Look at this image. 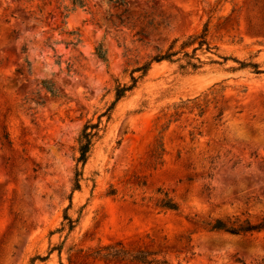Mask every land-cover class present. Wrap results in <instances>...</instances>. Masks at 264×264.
I'll use <instances>...</instances> for the list:
<instances>
[{"label":"rangeland","instance_id":"obj_1","mask_svg":"<svg viewBox=\"0 0 264 264\" xmlns=\"http://www.w3.org/2000/svg\"><path fill=\"white\" fill-rule=\"evenodd\" d=\"M125 1L0 0V264H142L96 256L107 246L167 264H264V231L208 225L264 215V0ZM208 20L203 67L154 62L78 165L81 130L117 81Z\"/></svg>","mask_w":264,"mask_h":264},{"label":"trees","instance_id":"obj_2","mask_svg":"<svg viewBox=\"0 0 264 264\" xmlns=\"http://www.w3.org/2000/svg\"><path fill=\"white\" fill-rule=\"evenodd\" d=\"M30 1V0H27ZM74 7H85L86 3L85 0H70ZM108 4H114L115 7H125L126 1L125 0H106ZM67 7L61 13L63 19L68 17ZM126 11V9H125ZM64 22V20H63ZM70 36H73V39L66 42L67 45H71L73 48H76L80 43V35L78 32L70 31L67 32ZM208 33H209V20L205 23L204 27L199 33L190 34L187 36H183L180 38H175L169 44L167 49L165 50H158V52L151 56L148 61L144 64L135 67L131 72V84H122L117 81V85L115 87V100L111 104V106L107 109L106 112L102 113L96 122H93L92 119H89L85 122L81 133L78 138V152L79 156L77 157V164L85 166L95 144L102 138L103 132L105 131V126H103V117L107 116V121L111 118L112 110L114 109L115 105L126 95L131 92L137 85L138 81L142 79L150 70L152 64L154 62H162L168 61L171 63L179 62L181 60H185V63L180 65V68L184 71L192 70L193 72L198 71L200 68L203 67L204 61H202L198 55L197 51L201 49H205L206 51H210L212 47H210L208 41ZM188 49H192L191 52ZM22 52H27V47L23 46ZM97 56L106 61V53L102 51L101 47L97 49L96 52ZM25 63L27 69L30 70V62L28 59H25ZM242 68L251 67L255 70L256 73H260L259 65L257 63H241ZM22 70V69H20ZM136 72H140L139 76H135ZM40 84L42 87L50 93L53 97H63L64 95L60 92L58 88H56L55 84L48 80H41ZM37 104H41L38 102ZM82 177V171L77 169L75 173V180H74V187L73 189H80V180ZM160 206L173 210L178 211L179 205L168 195L162 199ZM68 223L67 225H63L61 230L67 228L71 231L74 228V221L66 214L64 218ZM211 231H223L230 233L232 235H252L254 233H260L264 231V215L260 218V220L256 223L251 222L249 219L240 220L236 218L234 220H221L217 219L213 222L208 223ZM105 250V253H103ZM96 256H101L105 259L110 260H127L139 262L142 264H167L166 260H159L155 258H151L150 253H146L144 251H139L137 253H131L125 249H117L115 246H107L103 249H99L95 252Z\"/></svg>","mask_w":264,"mask_h":264}]
</instances>
